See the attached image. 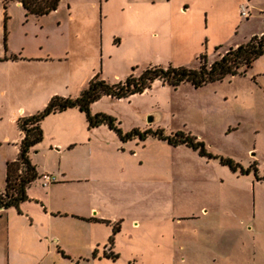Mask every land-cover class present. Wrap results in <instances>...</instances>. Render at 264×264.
I'll list each match as a JSON object with an SVG mask.
<instances>
[{
	"label": "rangeland",
	"instance_id": "rangeland-1",
	"mask_svg": "<svg viewBox=\"0 0 264 264\" xmlns=\"http://www.w3.org/2000/svg\"><path fill=\"white\" fill-rule=\"evenodd\" d=\"M7 1L5 10L0 0V189L5 187L6 166L15 158V144L21 138L13 120L16 113L23 110L27 117L43 110L51 92L62 90L77 97L97 74L119 83L151 66L198 68L201 55L211 64L229 48L264 32V0H251V7L248 0H170L177 10L186 2L193 15L205 11L201 27L208 30L201 39L192 32L193 21L165 20L152 10L169 0H152L156 4H148L149 0H61L56 12L42 18L27 16L23 7ZM242 6L247 7L249 17L237 14ZM44 54L65 56L67 62L44 66L28 61ZM252 78L249 71L201 89L190 84L176 90L154 84L142 95L125 100L102 98L94 105L117 118L123 130L156 120L166 134L196 136L215 157L230 158L245 169L256 163L262 178L264 89ZM5 136L11 144L4 143ZM131 147L124 159L139 165L145 197L140 205L160 210L156 216L135 221L134 242L147 251L136 259L137 264H166L149 257L150 249L144 248L155 240H176L177 259L172 264H264V181L254 172L234 173L219 159L209 160L186 146L173 147L151 137L145 143L132 142ZM78 153L66 152L62 167L75 165ZM47 160L44 152L36 157L40 163ZM69 191H77L75 184L62 188V193ZM132 225L127 220V232L133 231ZM62 264L92 263L67 255Z\"/></svg>",
	"mask_w": 264,
	"mask_h": 264
},
{
	"label": "crops",
	"instance_id": "crops-1",
	"mask_svg": "<svg viewBox=\"0 0 264 264\" xmlns=\"http://www.w3.org/2000/svg\"><path fill=\"white\" fill-rule=\"evenodd\" d=\"M149 1L148 4H156L155 1ZM171 2L169 0L159 3L160 8L153 6L152 10L165 20L168 18L193 21L196 28L192 32L195 38L201 39L204 31L208 30L201 27L202 13L205 11L193 15L191 7L185 5L186 2H182L178 10ZM16 3L22 7L21 3ZM248 3L251 7V0H248ZM241 8L236 10L237 14L239 11L241 13ZM28 61L36 65L62 66V63L67 62V58L44 54ZM249 71L252 72V80L264 89V55ZM155 84L162 85L160 82ZM57 95L76 98L62 90H55L49 94L46 104L48 105ZM38 112L30 113L28 116ZM92 112L100 113L95 105L92 106ZM25 116L21 110L20 113H16L13 120L17 122ZM155 126L160 127L156 120L144 123L140 127L134 124L131 129L123 131L126 133L134 129L145 131ZM41 127L43 140L30 153L39 178L27 189L29 200L21 204L20 211L15 208L0 210V264H62V257L66 259L67 255L77 262L92 264L101 261L119 263L121 260L137 264L136 259L141 254H147V251L143 252L141 250L143 248L137 246L138 241L134 242L136 239L134 231L138 230L135 221L137 217L156 216L160 210L157 207L147 210L140 205L145 201V197L141 191L143 187L138 171L139 165L134 162V166L127 163L124 154L127 149L132 150V142L145 143L147 140L141 141L136 138L122 142L119 136L105 125L90 129L86 115L76 108L49 115L42 121ZM22 139L21 131V138L15 144L18 152L8 163L18 159ZM4 143H12L9 136L4 137ZM121 146L123 148H120ZM72 151L79 152L76 164L70 168L62 167L64 154ZM41 152L48 158L43 163L36 161L37 155ZM44 175L55 177L56 182L43 186ZM72 184H75L77 191L62 193V188ZM5 188L6 181L5 187L0 191H5ZM127 220L133 222V231H126ZM117 223L120 224V230L114 235L113 225ZM112 235L114 241L111 244ZM123 240L128 243H124ZM175 241L167 243L150 241L144 248L150 249L149 257L155 261L172 264L177 259L178 243Z\"/></svg>",
	"mask_w": 264,
	"mask_h": 264
},
{
	"label": "trees",
	"instance_id": "trees-1",
	"mask_svg": "<svg viewBox=\"0 0 264 264\" xmlns=\"http://www.w3.org/2000/svg\"><path fill=\"white\" fill-rule=\"evenodd\" d=\"M4 2V8L7 9L9 1ZM22 4L27 16L37 18L47 16L56 12L60 6L61 0H10ZM221 47H217L219 50ZM264 55V34L253 36L247 43L237 47L229 48L219 59L211 64L208 63L207 57L201 55L200 66L191 68L186 66L167 67L151 66L143 70L136 76L129 75L123 82L110 83L97 74L92 78L82 93L76 97L54 96L48 105L38 113L21 117L17 123L23 133V139L20 145L18 159L7 164L6 188L0 191V208H15L20 211L23 202L28 201V187L39 178L36 166L32 163L30 153L34 147L43 140L42 121L51 114L64 112L68 109L76 108L86 115L90 129L107 126L114 131L122 142H128L138 138L141 141L149 137L165 142L170 146H186L198 151L200 156L209 160L219 159L221 164L228 166L232 172H241L243 175H249L254 172L259 180H264V176H258L259 170L255 163L250 168L245 169L240 163H236L230 158L215 157L211 154L206 143L198 137L184 132L166 134L165 130L147 129L140 131L134 129L130 132H124L120 127L121 122L112 115L107 113H93L92 106L107 97L113 100H125L137 95H142L150 91L156 82H161L163 86L178 89L184 84H190L195 89H201L208 85L223 82L227 78L246 76L253 64ZM120 230V227L114 228V234ZM114 237H111L112 244Z\"/></svg>",
	"mask_w": 264,
	"mask_h": 264
},
{
	"label": "built area",
	"instance_id": "built-area-1",
	"mask_svg": "<svg viewBox=\"0 0 264 264\" xmlns=\"http://www.w3.org/2000/svg\"><path fill=\"white\" fill-rule=\"evenodd\" d=\"M241 16L245 17V18L250 16V12L248 11L247 7L243 6L241 8ZM42 181H43V186L46 187V186H48V185H50L52 183H55L56 182V178L51 176V175H44L42 177Z\"/></svg>",
	"mask_w": 264,
	"mask_h": 264
},
{
	"label": "water",
	"instance_id": "water-1",
	"mask_svg": "<svg viewBox=\"0 0 264 264\" xmlns=\"http://www.w3.org/2000/svg\"><path fill=\"white\" fill-rule=\"evenodd\" d=\"M154 120H150V122H153ZM0 210H1V208H0Z\"/></svg>",
	"mask_w": 264,
	"mask_h": 264
}]
</instances>
